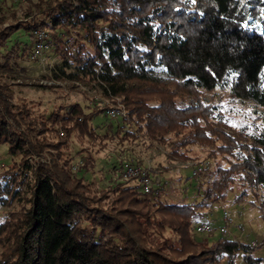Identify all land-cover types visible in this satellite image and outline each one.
Returning <instances> with one entry per match:
<instances>
[{
  "label": "trees",
  "instance_id": "16d2710c",
  "mask_svg": "<svg viewBox=\"0 0 264 264\" xmlns=\"http://www.w3.org/2000/svg\"><path fill=\"white\" fill-rule=\"evenodd\" d=\"M47 26L66 76L96 83L126 114L113 118L96 103L85 112L78 102L39 114L14 95L17 53L0 52V143L11 157L0 171V205L15 202L0 221V264H264L250 243L218 231L211 242L191 234L236 181L235 200L251 194L264 211V111L247 131L201 99L219 89L264 108V0H28L13 22L0 6V48L18 30L35 43V30ZM70 30L74 49L63 44ZM99 113L103 134L91 124ZM140 133L169 156L187 159L192 145L205 147L206 158L220 156L211 171L203 158L209 184L196 185L198 198L164 201L157 183L144 193L138 180L97 188L85 178L107 139ZM75 136L98 143L79 144L77 163L69 146ZM44 149L50 167L32 162Z\"/></svg>",
  "mask_w": 264,
  "mask_h": 264
},
{
  "label": "rangeland",
  "instance_id": "374dc122",
  "mask_svg": "<svg viewBox=\"0 0 264 264\" xmlns=\"http://www.w3.org/2000/svg\"><path fill=\"white\" fill-rule=\"evenodd\" d=\"M28 0H0V6L5 11L6 22H13L16 18H21L23 10L27 6ZM42 29V28H41ZM47 37L43 40L42 49L38 57H33L35 44L23 30L15 32L8 40L5 48H0V52L14 49L17 53L13 57L15 69L18 78L13 87L14 95L27 99L30 106L44 116L48 115L58 106L78 102L85 112H89L95 106L105 107L120 103L118 97L110 98L101 96V89L94 82L85 78L84 80H71L66 74L69 68L62 66V57L55 50V41L51 34L52 30L44 27ZM76 35L73 31L67 35H62L63 40H67L66 46L74 49ZM63 67V71L60 68ZM201 99L211 102L218 111L222 112L227 121L233 126H244L247 131H252L254 127L260 125L261 120L256 119L258 112H263L264 108L256 107L248 100L233 98L227 92L214 89L211 92H202ZM121 104V103H120ZM91 124L98 134L106 131L107 121L102 113L92 117ZM141 134V133H140ZM79 144L82 146L92 145L93 149L98 148L96 140L86 142L84 138L72 137L69 141L73 161L78 162L83 157L76 152ZM45 156H34L32 162L35 164L42 161L47 167H50L48 150L44 149ZM169 149L163 144L155 142L146 134L139 135L133 140L121 141L116 136H111L106 140L104 148L95 155V166L93 170L84 173L85 178L93 182L97 188H106L108 186H133L137 183L135 177H124L120 173V164L133 163L143 166L147 161L151 163L152 180L156 185H160L162 193L160 199L164 201L191 200L195 195V188L199 182L208 185V178L204 174L200 176L189 177L191 169L188 162H195L203 158L209 161L208 171L213 169V161L219 160L220 156L206 158V148L199 145H192L188 150L187 159L169 156ZM6 143H0V171L10 162ZM17 158V157H16ZM61 164V161H59ZM115 167V168H114ZM154 186V185H153ZM242 187L238 181L227 186L217 195L210 208L204 211L205 217L202 220L209 221L213 227L217 228L222 224V213L227 211L230 223L227 236L240 242L250 243L253 247V253L256 256H264V211L250 201L251 194L244 199L236 201L235 197L241 193ZM153 189V188H152ZM118 192L110 193V199L119 195ZM194 194V196H192ZM198 198V197H197ZM258 202V200L256 201ZM15 202H6L0 205V221L6 210L14 208ZM263 214V216H262ZM204 216V215H203ZM242 226L238 229L237 226ZM168 235L167 230L164 232ZM191 234L196 238L206 237L211 242L217 235V230L211 233L196 232L191 229ZM236 260L241 263V258Z\"/></svg>",
  "mask_w": 264,
  "mask_h": 264
},
{
  "label": "built area",
  "instance_id": "2783aa9c",
  "mask_svg": "<svg viewBox=\"0 0 264 264\" xmlns=\"http://www.w3.org/2000/svg\"><path fill=\"white\" fill-rule=\"evenodd\" d=\"M35 34L38 38V41L34 43L35 48L33 50V57H38L42 49L43 40L47 34L42 29H36ZM106 113L113 118L124 117L126 114L125 109L120 103L109 106L108 109H106ZM188 165L191 168L193 175L200 176L204 168L208 167V162L202 159L195 162H188ZM151 171H153V168L151 163L148 161L144 163L143 166L133 163H123L121 166V174L124 177L138 178L137 180L139 182V188L144 193L150 192L153 188V185L157 183L155 180H152ZM229 223L230 219L228 217V213L226 210H224L222 213V224H220L217 228L213 227L209 221L202 219L196 220L193 224V228L196 232L211 233L216 229L222 234H227L229 232ZM237 228L241 230L242 226L238 225Z\"/></svg>",
  "mask_w": 264,
  "mask_h": 264
}]
</instances>
